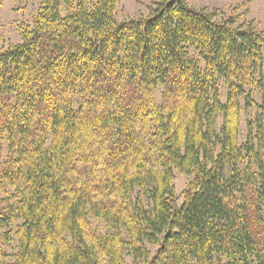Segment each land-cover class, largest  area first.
<instances>
[{"label": "trees", "instance_id": "obj_1", "mask_svg": "<svg viewBox=\"0 0 264 264\" xmlns=\"http://www.w3.org/2000/svg\"><path fill=\"white\" fill-rule=\"evenodd\" d=\"M119 1L39 0L0 51V264H264V102L239 142L264 33L190 0L118 22Z\"/></svg>", "mask_w": 264, "mask_h": 264}, {"label": "rangeland", "instance_id": "obj_2", "mask_svg": "<svg viewBox=\"0 0 264 264\" xmlns=\"http://www.w3.org/2000/svg\"><path fill=\"white\" fill-rule=\"evenodd\" d=\"M95 2V0H91ZM189 5L195 9L206 10L208 12L216 10L219 17H232L235 19V26L252 24L258 32L264 33V0H190ZM151 6L150 0H120L115 8V15L118 22L126 19H137L148 15ZM39 7V0H0V51L13 47L21 43L19 27L21 24H31ZM219 18V19H220ZM250 90V89H249ZM249 90H246L248 92ZM253 104L245 106L243 99L240 100L241 116L239 126V142H243L246 124L252 121L259 112L258 106L264 102V92L251 90ZM162 88L156 87L154 90V100L159 106L162 104ZM221 99H226L225 85L220 82ZM190 178L182 175L179 171H174V188L179 195L189 183ZM1 196V195H0ZM97 230L103 228L102 223L91 220ZM18 221L14 223V226ZM15 229L10 230V241L1 239L4 232L0 233V254L2 260L12 263L13 255L18 250V244L13 236ZM2 240V241H1ZM153 252L154 248H149ZM126 264H133L130 257L124 258ZM137 264H142L139 262Z\"/></svg>", "mask_w": 264, "mask_h": 264}]
</instances>
